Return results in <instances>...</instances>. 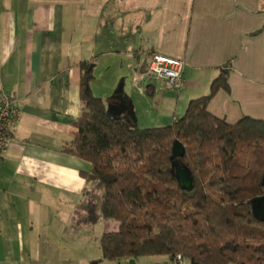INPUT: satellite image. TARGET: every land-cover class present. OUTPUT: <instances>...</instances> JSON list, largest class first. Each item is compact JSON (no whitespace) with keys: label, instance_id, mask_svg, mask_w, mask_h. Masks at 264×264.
<instances>
[{"label":"crops","instance_id":"obj_1","mask_svg":"<svg viewBox=\"0 0 264 264\" xmlns=\"http://www.w3.org/2000/svg\"><path fill=\"white\" fill-rule=\"evenodd\" d=\"M152 54L185 62L179 92L145 75ZM82 64L91 93L132 127L172 124L225 72L229 91L208 112L230 125L264 120V0H0V91L20 110L0 159V264L115 263L88 256L72 220L90 169L64 152Z\"/></svg>","mask_w":264,"mask_h":264},{"label":"trees","instance_id":"obj_2","mask_svg":"<svg viewBox=\"0 0 264 264\" xmlns=\"http://www.w3.org/2000/svg\"><path fill=\"white\" fill-rule=\"evenodd\" d=\"M81 69L82 109L64 152L90 164L80 172L85 205L72 220L117 224L102 234V259L166 257L170 264L181 255L189 264H264V220L251 209L264 195V120L230 125L208 112L216 93L229 91L226 72L181 118L141 129L113 116L91 93L90 64ZM174 142L182 157L172 156ZM179 169L189 176L187 188Z\"/></svg>","mask_w":264,"mask_h":264},{"label":"built area","instance_id":"obj_3","mask_svg":"<svg viewBox=\"0 0 264 264\" xmlns=\"http://www.w3.org/2000/svg\"><path fill=\"white\" fill-rule=\"evenodd\" d=\"M185 62L180 59H173L166 56L152 54L144 61V73L148 77L164 82L165 86L173 91L179 92L184 85L183 67ZM20 120V110L17 102L3 90L0 91V159L6 151L9 134L15 129ZM170 264H189L177 255Z\"/></svg>","mask_w":264,"mask_h":264},{"label":"rangeland","instance_id":"obj_4","mask_svg":"<svg viewBox=\"0 0 264 264\" xmlns=\"http://www.w3.org/2000/svg\"><path fill=\"white\" fill-rule=\"evenodd\" d=\"M96 195L99 196V194H96ZM78 207H79V205H77V207L72 205L71 206V210L77 209ZM71 226H72V228H74L73 224ZM78 228H80L81 230L82 229L86 230L85 241L87 242L86 243V246L88 248L87 253H88V256L89 255H93V257H94L96 252H97V255L101 254L100 240H101L102 234L104 232H107V231L116 230L117 229V224L114 221H109L107 223L102 222V223L96 224V225H94L92 227H82V226H80Z\"/></svg>","mask_w":264,"mask_h":264},{"label":"water","instance_id":"obj_5","mask_svg":"<svg viewBox=\"0 0 264 264\" xmlns=\"http://www.w3.org/2000/svg\"><path fill=\"white\" fill-rule=\"evenodd\" d=\"M92 67V66H90ZM184 155V148L179 142H174L172 148V156H179L182 157ZM179 179L182 183L183 187L187 188L190 185L189 176L184 169H179ZM264 182V176H263ZM251 209L252 213L258 220H264V195L254 198L251 201ZM114 264H136L135 260L130 259L127 262L124 261H117Z\"/></svg>","mask_w":264,"mask_h":264}]
</instances>
